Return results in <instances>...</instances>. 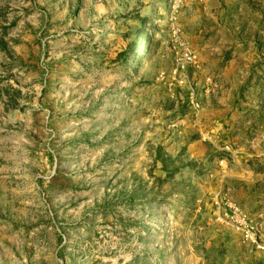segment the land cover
Returning <instances> with one entry per match:
<instances>
[{
  "label": "rangeland",
  "instance_id": "1",
  "mask_svg": "<svg viewBox=\"0 0 264 264\" xmlns=\"http://www.w3.org/2000/svg\"><path fill=\"white\" fill-rule=\"evenodd\" d=\"M0 264H264V0H0Z\"/></svg>",
  "mask_w": 264,
  "mask_h": 264
}]
</instances>
